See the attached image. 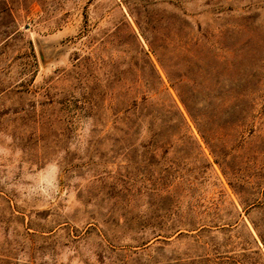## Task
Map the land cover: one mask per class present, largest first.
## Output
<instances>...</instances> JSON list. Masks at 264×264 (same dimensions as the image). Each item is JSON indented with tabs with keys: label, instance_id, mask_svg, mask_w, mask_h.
<instances>
[{
	"label": "rangeland",
	"instance_id": "rangeland-1",
	"mask_svg": "<svg viewBox=\"0 0 264 264\" xmlns=\"http://www.w3.org/2000/svg\"><path fill=\"white\" fill-rule=\"evenodd\" d=\"M263 239L264 0H0V264H264Z\"/></svg>",
	"mask_w": 264,
	"mask_h": 264
},
{
	"label": "trees",
	"instance_id": "trees-1",
	"mask_svg": "<svg viewBox=\"0 0 264 264\" xmlns=\"http://www.w3.org/2000/svg\"><path fill=\"white\" fill-rule=\"evenodd\" d=\"M172 86L175 87V84L172 83ZM199 94L200 93H198V92L197 93L193 92V95L191 96L192 99L186 98L182 95H179V96H180L182 103L185 105L187 111L189 112L191 118L193 119L194 123L197 125V127L199 128V131L202 133L203 139L207 143H209L210 138L208 136H206L202 132V130L200 129V123L203 122V117H204L203 109H202L204 107V102H202L203 100L199 99V97H200ZM180 116L184 121H186V118H185L183 113L180 112ZM172 122H173L172 118H166V120H165L166 124H170ZM263 242H264V239H263ZM205 262L211 263V262H215V261L207 258ZM222 263H224V262H219V264H222Z\"/></svg>",
	"mask_w": 264,
	"mask_h": 264
}]
</instances>
